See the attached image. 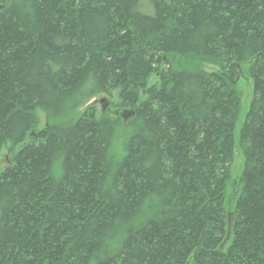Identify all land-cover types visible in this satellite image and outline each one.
Listing matches in <instances>:
<instances>
[{
    "label": "trees",
    "instance_id": "trees-1",
    "mask_svg": "<svg viewBox=\"0 0 264 264\" xmlns=\"http://www.w3.org/2000/svg\"><path fill=\"white\" fill-rule=\"evenodd\" d=\"M3 150L0 264H264V0H0Z\"/></svg>",
    "mask_w": 264,
    "mask_h": 264
},
{
    "label": "rangeland",
    "instance_id": "rangeland-1",
    "mask_svg": "<svg viewBox=\"0 0 264 264\" xmlns=\"http://www.w3.org/2000/svg\"><path fill=\"white\" fill-rule=\"evenodd\" d=\"M206 68L208 70H212L213 66L207 65ZM153 82H154V77H152L150 80L151 84ZM236 88L241 95V112H240L239 121H238L237 127H236V133H237L239 130L240 124L243 121L245 114H246V112L249 108V105L252 101V98H253L254 81H253L252 75L248 71H246V70L244 71V75L239 80ZM103 98L109 99V98H107V96L97 95L90 102V103L95 102V112L97 115L102 114V106H103V104H105V102L100 103V99H103ZM84 109H85V107L82 108L81 112H83ZM107 113L109 115H114L116 113V108L111 107L109 112H107ZM35 115H36V117L38 119V123H39L38 128L39 129L44 128L47 124V121H48L47 117L45 115V112L41 108H37L35 110ZM5 154H6V150H3L1 152V155H0V170H1L2 164L6 163V162L8 163V161H10V159H8V157H7V159L4 157ZM240 168H241V159L238 157L237 162L232 167V172L234 171L238 175L240 172ZM234 191L237 192L238 187L235 186L234 184H231L228 188V199L226 202V207L228 210L230 208L233 210L235 207Z\"/></svg>",
    "mask_w": 264,
    "mask_h": 264
},
{
    "label": "water",
    "instance_id": "water-1",
    "mask_svg": "<svg viewBox=\"0 0 264 264\" xmlns=\"http://www.w3.org/2000/svg\"><path fill=\"white\" fill-rule=\"evenodd\" d=\"M104 102H105V104H103V106H102V112H104L109 105L106 98L100 99V103H104ZM8 164H10V161H8V163L6 162V163L2 164V167H6ZM229 227H230V224H229Z\"/></svg>",
    "mask_w": 264,
    "mask_h": 264
}]
</instances>
